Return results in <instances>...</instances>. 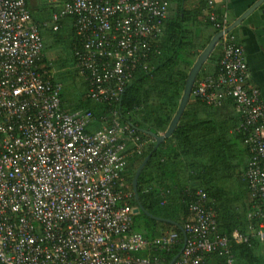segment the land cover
<instances>
[{
	"label": "built area",
	"instance_id": "2783aa9c",
	"mask_svg": "<svg viewBox=\"0 0 264 264\" xmlns=\"http://www.w3.org/2000/svg\"><path fill=\"white\" fill-rule=\"evenodd\" d=\"M206 2L208 21L223 32L226 13ZM168 13L166 0H68L51 13L52 30L60 18L73 19L72 68L85 98L108 107L93 128L90 111L62 108L25 0H0V264H161L153 252L173 250L175 231L146 240L131 230L133 193L123 171L142 142L115 110L132 71L155 51ZM217 44L216 75L196 80L189 97L212 108L229 100L237 111L235 130L251 154L243 170L247 226L219 235L216 211L195 190L173 264H208L212 254L232 264L231 243L264 242V106L245 86L243 49L232 33Z\"/></svg>",
	"mask_w": 264,
	"mask_h": 264
},
{
	"label": "trees",
	"instance_id": "16d2710c",
	"mask_svg": "<svg viewBox=\"0 0 264 264\" xmlns=\"http://www.w3.org/2000/svg\"><path fill=\"white\" fill-rule=\"evenodd\" d=\"M166 1L169 13L161 35L154 43L155 51L147 56L144 68L136 66L132 71L115 104L119 122L132 127L142 142L139 154L127 158L124 179L130 186L136 168L149 155L136 182L137 201L148 215L171 220L182 227L191 218L188 203L193 192L200 189L216 211V231L219 235L229 237L235 230L245 233L248 194L243 170L251 154L243 144V134L235 130L238 116L218 118L222 108L226 109L229 105L234 108L229 100L218 108H212L189 97L173 133L155 149L153 139L143 132L159 134L165 131L177 108L190 67L211 35L216 33L207 19L211 8L206 0ZM213 12L218 15L220 9L215 8ZM34 24L38 33L40 28L47 29L50 45L63 41L60 32L67 29L69 71L63 63L60 68H55L54 62L44 57L43 46L41 63H50L48 73L52 81L61 85L62 108L69 112L90 111L94 118L91 126L98 127L99 119L106 114L108 107L93 104L85 98L84 83L72 68L73 50L79 46L72 27L73 19L60 18L56 30H52L51 26L46 28L43 22ZM209 29H212L210 33L204 34ZM219 59L220 48L216 44L195 81L216 75ZM75 77L81 81L83 92L77 101H72V92L65 97L62 90L66 84L64 81L73 83ZM129 206L136 207L133 196ZM131 230L146 240L159 236L164 230L177 233L179 239L172 251L153 252L161 258V264H167L182 245L181 233L175 226L156 221L143 212L133 214ZM231 254L232 264H264V242L250 239L246 244L231 243ZM207 262L223 264V258L212 254Z\"/></svg>",
	"mask_w": 264,
	"mask_h": 264
},
{
	"label": "crops",
	"instance_id": "0c3cea01",
	"mask_svg": "<svg viewBox=\"0 0 264 264\" xmlns=\"http://www.w3.org/2000/svg\"><path fill=\"white\" fill-rule=\"evenodd\" d=\"M30 19L40 24L44 21L42 8L39 0H25ZM65 0H61L63 3ZM212 9H220V13H226L227 23L231 24L242 15L257 0H210ZM38 13L36 19L33 13ZM32 14V15H31ZM42 14V15H41ZM206 30L204 34L210 33ZM236 42L242 47L246 64L245 86L256 89L259 93V101L264 106V0L252 10L236 27L231 30ZM213 35V34H212ZM211 35V36H212ZM219 119L224 117H237V111L230 105L222 108Z\"/></svg>",
	"mask_w": 264,
	"mask_h": 264
},
{
	"label": "water",
	"instance_id": "95a60500",
	"mask_svg": "<svg viewBox=\"0 0 264 264\" xmlns=\"http://www.w3.org/2000/svg\"><path fill=\"white\" fill-rule=\"evenodd\" d=\"M263 0H257L253 5H251L242 15H240L237 19H235L231 24H229L227 26V28L223 31V32H216L214 33L208 40L207 44L205 45V47L198 53L197 57L195 58L192 66L190 67L185 82H184V86H183V90L181 93V96L179 98L178 101V105L177 108L169 122V124L167 125L165 131L163 133H159V134H153L151 132L148 131H143L145 132L148 136H150L153 141H154V146L153 149H155L161 142H163L164 139L168 138L174 131L176 124L186 106V103L189 99V94L192 88V85L195 81V78L201 68V66L203 65V63L207 60V58L209 57V55L211 54V52L213 51L215 45L218 43L221 34L222 33H226V32H230L234 27H236L252 10H254ZM149 155H146V157H144V159L141 161V163L138 165V167L136 168L132 178H131V182H130V187H131V191L133 193V197L136 203V207L133 209V213H137V212H143L145 215H147L150 218L155 219L156 221H160L162 223L165 224H169L172 226H175L181 233V237H182V245L180 250L183 247L184 241H185V235L184 233L181 231L180 227L173 221L171 220H167V219H160V218H155L152 217L150 215H148L143 208L140 206V204L137 201V195H136V182H137V177L139 175V173L141 172L144 164L146 163V161L148 160ZM179 254V251L177 254H175L170 261L167 264H173V262L175 261V259L177 258Z\"/></svg>",
	"mask_w": 264,
	"mask_h": 264
},
{
	"label": "rangeland",
	"instance_id": "374dc122",
	"mask_svg": "<svg viewBox=\"0 0 264 264\" xmlns=\"http://www.w3.org/2000/svg\"><path fill=\"white\" fill-rule=\"evenodd\" d=\"M30 1L32 4L33 0ZM39 2L41 4L42 14L45 21L43 23H45V25L47 26L46 28H49V26H51L50 11L51 10L57 11L61 7L62 2L61 0H39ZM33 14L34 15L32 14L31 15L35 16V18L37 19L38 13L34 12ZM39 33H40L41 43L43 46L44 57L47 60L54 62V64L56 65L55 68H60L61 63H63L65 64L64 67H66V70L69 71L70 50L67 48L66 45L67 40H69L67 29L64 28L62 32H60L61 36L64 38L63 41L55 45H50L51 40L47 29L40 28ZM64 83L66 84L63 86L62 92L65 95V97L71 95L70 93L72 92V101L73 100L77 101L80 98V94L83 92L81 81L77 77H75L73 83L71 81L70 82L64 81ZM70 87L72 88L71 90Z\"/></svg>",
	"mask_w": 264,
	"mask_h": 264
}]
</instances>
